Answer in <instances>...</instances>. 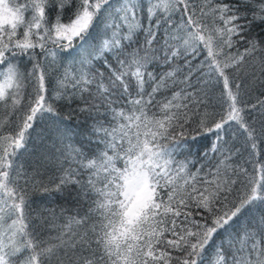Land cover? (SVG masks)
<instances>
[{"label": "snow or ice", "instance_id": "obj_1", "mask_svg": "<svg viewBox=\"0 0 264 264\" xmlns=\"http://www.w3.org/2000/svg\"><path fill=\"white\" fill-rule=\"evenodd\" d=\"M258 53L264 0H0V264H264V100L233 75ZM93 84L95 151L69 145L76 167L43 187L25 159L35 124ZM194 122L211 145L190 172L176 156L193 155ZM73 186L88 210L41 239L32 190Z\"/></svg>", "mask_w": 264, "mask_h": 264}, {"label": "trees", "instance_id": "obj_2", "mask_svg": "<svg viewBox=\"0 0 264 264\" xmlns=\"http://www.w3.org/2000/svg\"><path fill=\"white\" fill-rule=\"evenodd\" d=\"M177 23L179 22V17L176 18ZM22 31V30H21ZM256 29V32H259ZM141 40H143V35H141ZM243 45L240 46V50L243 51ZM39 51V50H37ZM206 55V53H205ZM203 57L197 58L193 61V67L199 63V60ZM264 58V53H258L254 57H246L244 64L240 67L239 72L233 71V75L243 82L245 85V99L249 104H257L260 100H264V75L260 74L261 59ZM183 64V61H180ZM63 71V69H61ZM178 79H183V75L179 76ZM195 80V76H193ZM55 86V78L52 79V83L49 86L50 89ZM92 95L85 92L83 95V100L79 97L69 105L67 101H52L56 113L55 115L46 114L43 120H38L35 124V131L32 134V143L29 144L30 156L25 157L26 163L29 165L28 172H33L34 170L39 172L36 176V180L40 182V185L47 187L49 189H55L57 183H59L60 177L63 175L64 170L70 167H76V165L71 164V157L68 156V146L71 145L73 148L83 147L87 150L89 147L95 151L96 145L93 144L89 146L86 143L87 133L90 131V126L93 121L88 119V113L81 112L80 107L83 106L84 102H93V96L95 95L96 86L95 84L89 86ZM151 90L150 88L148 89ZM49 96L53 95L50 90ZM171 95V93H167ZM161 97L157 96V100ZM99 103V101H96ZM124 101L118 102L114 107L124 106ZM105 106L100 107V111H105ZM126 111H131V106L129 105ZM212 109L210 108L209 111ZM153 111H158V109H153ZM151 114V113H150ZM253 115L258 116V113H253ZM65 127L70 128L71 131L67 134L69 138L65 139L62 137ZM59 129V131H57ZM41 132L42 136L37 137L36 133ZM197 133L196 122L190 124L187 129V135L185 137L189 145H193V155L189 156L188 152H183L176 156L178 161H184L187 157L192 160L195 166L189 165V171L195 172L197 168L203 163L197 155H195V145H199L201 152L204 151V146L210 147L211 138L208 140H203L198 138L197 141L193 142L192 137ZM47 137V139H43ZM43 139V143L41 140ZM167 143L168 141H163ZM55 144V147H53ZM68 156L66 159L65 157ZM91 158V153H89ZM121 167H123V161L120 162ZM249 169L252 165H248ZM207 171V168H205ZM87 173H85V176ZM31 199L34 201L33 207L45 218L44 229L41 235V239L49 240L50 238L56 237L63 231V226L67 224L68 218L77 216H83L88 210V204L83 198H76L75 186H73V194L71 196L67 194H58L52 191L51 195H42L40 187L32 190ZM36 212H33V216ZM199 217H197L198 219ZM73 231H83V228H73ZM52 243H58V241L51 240Z\"/></svg>", "mask_w": 264, "mask_h": 264}]
</instances>
